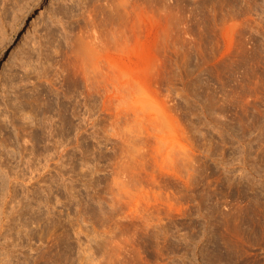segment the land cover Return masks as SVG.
Here are the masks:
<instances>
[{
	"label": "rangeland",
	"instance_id": "374dc122",
	"mask_svg": "<svg viewBox=\"0 0 264 264\" xmlns=\"http://www.w3.org/2000/svg\"><path fill=\"white\" fill-rule=\"evenodd\" d=\"M118 1L0 0V264H264V0Z\"/></svg>",
	"mask_w": 264,
	"mask_h": 264
},
{
	"label": "bare ground",
	"instance_id": "6f19581e",
	"mask_svg": "<svg viewBox=\"0 0 264 264\" xmlns=\"http://www.w3.org/2000/svg\"><path fill=\"white\" fill-rule=\"evenodd\" d=\"M123 1L120 0L118 3H122ZM53 14H55V10H53ZM100 41L97 39V36L95 34H90L87 37L83 39V44L81 46L82 54L85 56V59L88 57L89 60L92 62V58L94 57L93 55L98 52V47L100 46ZM13 52V51H12ZM94 64V61H93ZM23 202H21V205Z\"/></svg>",
	"mask_w": 264,
	"mask_h": 264
}]
</instances>
